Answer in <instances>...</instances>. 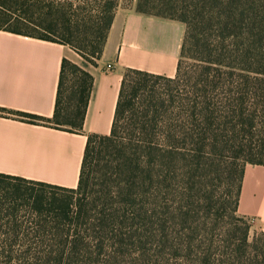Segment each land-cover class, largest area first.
<instances>
[{"label":"trees","instance_id":"obj_1","mask_svg":"<svg viewBox=\"0 0 264 264\" xmlns=\"http://www.w3.org/2000/svg\"><path fill=\"white\" fill-rule=\"evenodd\" d=\"M118 4L91 16L0 0V31L95 65ZM135 11L184 24L175 76L125 70L75 188L0 173V264H264V234L250 238L238 214L245 167L264 166V0H137ZM92 81L63 60L52 118L16 113L79 133Z\"/></svg>","mask_w":264,"mask_h":264},{"label":"crops","instance_id":"obj_2","mask_svg":"<svg viewBox=\"0 0 264 264\" xmlns=\"http://www.w3.org/2000/svg\"><path fill=\"white\" fill-rule=\"evenodd\" d=\"M136 2L118 4L95 65L67 45L0 31V108L52 118L63 60L93 80L79 133L0 114V173L75 188L87 136L110 132L125 70L175 76L184 24L140 14ZM238 214L264 234V166L245 167Z\"/></svg>","mask_w":264,"mask_h":264},{"label":"rangeland","instance_id":"obj_3","mask_svg":"<svg viewBox=\"0 0 264 264\" xmlns=\"http://www.w3.org/2000/svg\"><path fill=\"white\" fill-rule=\"evenodd\" d=\"M48 1H54L57 3H60L62 5H71L72 8H85L87 10H93L91 11L90 15L91 16H96L99 14L100 9L105 5V2L107 0H48ZM123 0H118V3H120ZM101 7V8H100ZM79 13V12H78ZM0 114L3 115H10V116H15L18 118H22L24 120H30V118L26 117V116H22V114H18L16 112H0ZM35 121H39V120H35ZM42 122V121H41ZM256 233L253 234L252 230L250 229V238H252Z\"/></svg>","mask_w":264,"mask_h":264}]
</instances>
